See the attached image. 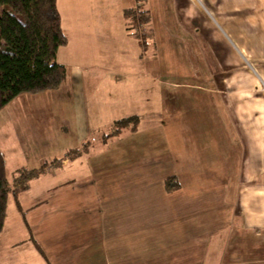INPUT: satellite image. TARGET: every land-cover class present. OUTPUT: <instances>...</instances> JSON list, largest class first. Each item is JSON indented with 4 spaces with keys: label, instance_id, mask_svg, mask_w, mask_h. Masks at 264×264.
Here are the masks:
<instances>
[{
    "label": "rangeland",
    "instance_id": "obj_1",
    "mask_svg": "<svg viewBox=\"0 0 264 264\" xmlns=\"http://www.w3.org/2000/svg\"><path fill=\"white\" fill-rule=\"evenodd\" d=\"M194 1L196 6L191 5L189 11V27L194 32V40H190L189 44L194 52L190 50L189 44H185L187 57L193 64L190 67L191 76L165 77L159 67L157 85L156 79L151 78L152 75L157 76L153 71L156 69L157 51L152 50L150 40L144 48L137 45L130 36L125 39L123 34L116 35L112 43L97 46L94 39L92 42L90 39H87L88 42L83 41L80 32H73L72 35L66 31V44L57 48V60L65 63L62 64L69 73L74 67L81 76V70L93 65L91 69L96 72V92H92L87 100L92 112H86V115L90 122L92 118V121L96 120L95 125H89L90 135L86 139L79 142L78 139L68 138L62 146L63 150L57 151L59 156L49 160L43 158L39 164L55 161L52 167H58L65 160L70 163L72 159L90 150L87 162L82 161L81 164L75 160L61 170L60 176L64 180L74 178V187H82L80 196L89 200L94 194L100 201V207H104L106 227L103 235L111 264H118L117 256L123 253L127 255L128 264H143V261L149 260L151 264H171L168 261H174V257L168 254L173 252L175 261L180 264H219V261L221 264H252L246 263V258L242 257L243 251H246L247 229L241 225L240 218L238 221L235 219V182L239 181L240 174L237 175V172L238 169H244L248 151L245 145V126L239 129L235 123L245 124L246 115L243 110L251 111L261 103L264 104V15L252 19L225 18L223 22L217 14L207 11L203 0ZM64 6L60 9L65 15L62 21L65 29L73 27H70L71 21L74 27H80L79 22L84 20L86 12L93 11L95 15L104 9L97 3L91 10H84L80 4L74 3L73 8L67 6L64 11ZM176 12L182 14L177 7ZM115 16L113 14L109 17L111 33L115 31L114 26L120 31L116 23L119 18ZM177 18L181 23L184 20L180 16ZM103 19L98 17L93 29L100 28L102 33H106L109 29L102 28L106 27L104 23L107 22L106 17ZM86 42L92 47H85ZM83 51L88 54L82 55ZM193 53H196V57L199 55V61L193 58ZM235 53L238 56L237 65L234 63L237 58L227 60L225 56L235 57ZM107 67H111V71L104 76ZM172 68L180 71V65ZM181 68L185 71L186 66ZM141 73H147V77ZM36 95L22 97L23 100L18 101L30 108L40 109L46 103L53 105L61 99L57 94L54 97L48 94ZM235 106L241 114L234 113ZM34 112L28 111L29 115L22 112L25 120L21 123L22 129L16 123L20 129L17 130L19 134L27 129H37L38 115ZM128 117L129 122L125 128L111 136L109 133L114 129L115 120ZM255 118H260L256 125H262L263 115L255 114ZM0 122L3 123L0 128L2 134L12 122L3 114H0ZM148 124L150 127L163 125L162 129L169 142V153L172 152L169 158L156 153L159 147H154L156 144L150 142L154 132L144 127ZM137 127H140L138 135L123 136ZM122 130L125 131L122 132V138L110 143ZM46 132V142L55 144L53 141L57 139L55 135L58 131L48 128ZM26 147L21 151L24 156L30 154ZM124 147H128L127 150H131L129 152L134 153V157L131 160L133 154L122 156V159L128 161V169L126 174L117 176L119 170H123V164L120 161L115 163L116 152ZM9 155L6 154L7 158ZM21 164L32 163L13 156L5 164L9 192L15 186L16 170L24 166L12 167ZM85 164L86 169H94L79 172V169L84 170L80 165ZM236 175L237 178H234ZM168 177H175V181L180 184L177 194H167L173 191H167L165 187V179ZM31 187L29 193L34 192L35 186ZM8 196L13 197L11 193ZM12 209L9 204L7 213ZM263 235L258 234L260 239ZM210 239L215 241L210 243ZM127 246L131 248L128 250ZM119 250L123 253L117 254ZM211 250L219 254L210 257ZM234 252L239 256L235 257ZM222 253L224 257L221 260L219 255ZM127 258L123 257L124 260ZM254 264H264L263 258H258Z\"/></svg>",
    "mask_w": 264,
    "mask_h": 264
},
{
    "label": "crops",
    "instance_id": "obj_2",
    "mask_svg": "<svg viewBox=\"0 0 264 264\" xmlns=\"http://www.w3.org/2000/svg\"><path fill=\"white\" fill-rule=\"evenodd\" d=\"M203 2L205 3L207 11L210 10L217 14L223 22L225 18L243 17L252 19L264 15V0H203ZM74 3L80 4L84 10H91L96 3L100 7H104V9L95 15L93 11L86 12V17H83L84 20L79 22L80 27H74V22L71 21L70 27H73L65 29L63 28L62 22L65 15L62 13L60 7L65 5V11L67 6H72L73 8ZM134 4V0H56L57 9L60 14V24L62 30L64 29L65 31L64 33L66 31L69 34L76 31L80 32V37L84 38L83 41L88 42L87 39H90L89 41L92 42V39H94V42L98 44L97 46L112 43L118 35L121 36L123 34L125 39L129 36L122 10L132 7ZM195 4L196 1L194 0H146L145 2V6L150 14L149 24L153 31L154 46L152 50L157 51L156 69H153L157 76L154 77L152 75L151 78L156 79L157 85L159 84V67H161L162 72H164L163 76L165 77L192 75L190 67L193 64L189 61L190 58L187 57L185 44H189L190 40H194V32L189 27V11L192 8L191 5L196 6ZM176 7L182 14L176 12ZM113 14H116L115 17L119 18L116 19V23L119 24L120 31L118 32L114 26L115 31L111 33L109 17ZM177 16L184 18L182 23L178 20ZM98 17L103 21V18L106 17L107 22L104 23L106 27H102L103 29H109L106 33H102L100 28L93 29V24H95ZM178 27L180 29L175 31ZM174 31L176 35H174ZM205 37L208 38L206 35ZM207 40L210 39L208 38ZM85 47H92V45H88L87 43ZM189 47L193 51L190 44ZM88 51L91 50L88 49ZM83 54L87 55L88 53L83 51ZM195 54L193 53V58L196 57ZM225 56H227V60L229 58H235L236 60L237 58V62L234 61V63L235 65L238 64V56L236 53L234 54L235 57ZM196 58L198 61L200 60L199 55ZM56 61L61 62L57 60V56ZM174 65H180V71L173 69L172 67ZM198 65L203 64L199 63ZM92 66L90 65V67L81 70V76L79 75L80 72L78 69L73 67L69 73L66 68V76L68 75V78L66 79L65 77L58 88L45 90L34 95L30 93L19 94L0 109V114L8 117L12 122L0 134V140L2 141L0 143V150L4 155L5 164L14 156L15 158L26 161V163L30 162L32 164H21L12 167V169L20 166L29 168L36 167L43 158L49 160L52 157L59 156L57 155V151L63 150L62 146L68 138L70 140L72 137V139H78L79 142H82L90 135V132H88L90 129L88 127L91 123L95 125L94 122L96 120L94 119L92 121V118L90 122L86 115V112H92L87 100L92 92H96L94 77L96 72L91 69ZM183 66H186L185 71L181 68ZM106 69V72L103 74L104 76L107 75L108 71H111V67H107ZM141 75L147 77V73H141ZM89 82H91V85H89ZM36 94H48V96L50 95L52 97L57 94L56 96L61 99L56 100L53 105L46 103L44 108L40 107V109L38 107L30 108L31 106H25L24 102L21 101L20 104L18 101L23 100L21 99L22 97L37 96ZM67 96L70 100H67ZM256 98L258 99V97ZM261 104L260 106L254 107L251 111H242L246 115L245 124L235 123L239 129L245 126V145L248 150L244 169L241 171L238 169L237 175L240 174V178L237 183L235 182L236 188L234 189L237 190L235 219L238 221L240 218L242 220L241 225L247 229L245 241L246 251L242 249V257L246 258L244 259L246 263L252 264L260 257L264 261V235L261 239L258 236V234L264 233V104ZM255 110H257V113H255ZM28 111L29 113H33V111L37 113V129L34 131L27 129L25 132L19 134L17 130L20 129L16 127V123L22 129L21 123L25 122L22 118V112L24 115H29ZM234 113L236 115L241 114L240 109L236 106ZM255 114L263 115L262 125H256V122H259L258 120L260 118L256 119ZM40 116L41 118L39 120ZM53 125L54 128H52ZM2 126L3 123L0 122V128ZM162 126L150 127V124H148L144 127H146L145 129L147 131L154 132V136H150V142L156 144L154 147L160 148L156 150L158 156L163 155L169 158L172 152L169 153V142L165 137L166 133H164ZM48 128L58 131V134L55 135L57 139L53 141L58 145L46 142L48 141V136L45 133H47ZM94 129L91 128V130ZM139 130L140 127H137L133 132H128V135L123 136L138 135ZM70 132L72 135H70ZM122 132L125 131L122 130L118 136L113 137L110 143L119 141V138H122ZM260 136H262L261 140L259 139ZM153 137H157L158 140H154ZM20 147L23 148L20 149ZM24 147L29 150V155L24 156L21 152ZM53 147L54 149L51 150ZM127 148H121L116 152L117 158L115 159V163L121 162L123 164V170H119L120 173L117 176L126 174L128 169V161L126 158L122 159V156L128 157V155L133 154L131 160L134 157V153H130L129 151L131 150H127ZM89 151L72 159L70 163L75 160H79L81 164L82 161L87 162L86 157ZM251 151L253 152L252 156ZM8 153L10 154L9 158L6 156ZM167 158L166 160L168 161L169 159ZM64 163L66 164L64 165ZM70 163L65 160L62 165L49 168L38 177L31 179L29 186L25 190H22L18 196H8L6 214L0 231V264H111L109 251L106 248L108 245L105 244L106 241H104L103 235L106 227L103 215L104 207H100V201L97 200L94 194L89 200L80 196L82 187H74V178H65L67 180L61 178V170L64 167L66 168ZM80 167L84 170L79 169V172H86L88 169L93 168L86 169V164L80 165ZM98 169H100V165ZM237 175L234 178H237ZM85 178L88 179L89 176H85ZM92 181H94L93 176ZM240 184L243 185L242 189H240ZM31 185L35 186V188H33L34 192L29 193L30 188H32ZM213 186L211 185V187ZM179 190L180 188H177L172 192H167V194L173 192L177 194ZM9 204L13 209L7 213ZM213 240L210 239L209 242L212 243L215 241ZM233 241H237V239ZM130 248L127 246L128 250ZM119 253L123 252L119 250L117 254ZM217 253V251L213 252L211 250L210 257L213 255L216 256ZM234 253L235 257L239 256L238 253ZM168 256L174 257V261L172 259L168 263L180 264L175 261L176 256L174 252L170 255L168 254ZM123 257L127 258V255L123 253L122 256H117L116 263L128 264V258L124 260ZM222 257H224L223 253L219 255L221 260L223 259ZM149 261H143V264H151ZM183 264L190 263L184 262ZM219 264H221L220 261Z\"/></svg>",
    "mask_w": 264,
    "mask_h": 264
},
{
    "label": "trees",
    "instance_id": "obj_3",
    "mask_svg": "<svg viewBox=\"0 0 264 264\" xmlns=\"http://www.w3.org/2000/svg\"><path fill=\"white\" fill-rule=\"evenodd\" d=\"M134 1V6L124 8L122 15L128 35L145 48L148 40L153 45L150 14L146 0ZM66 41L56 0H0V109L19 94L55 89L64 81L66 68L56 61V51ZM128 122L129 117L116 119L109 134L115 135ZM53 164L55 161H43L37 167L16 170L15 186L9 192L4 155L0 150V231L8 195L18 196L27 188L29 180ZM165 187L172 191L179 188V183L175 177H168Z\"/></svg>",
    "mask_w": 264,
    "mask_h": 264
}]
</instances>
